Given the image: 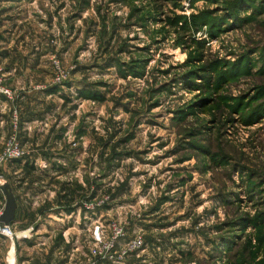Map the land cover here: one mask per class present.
<instances>
[{
	"label": "rangeland",
	"instance_id": "374dc122",
	"mask_svg": "<svg viewBox=\"0 0 264 264\" xmlns=\"http://www.w3.org/2000/svg\"><path fill=\"white\" fill-rule=\"evenodd\" d=\"M11 139L0 264H264V0H0Z\"/></svg>",
	"mask_w": 264,
	"mask_h": 264
},
{
	"label": "built area",
	"instance_id": "2783aa9c",
	"mask_svg": "<svg viewBox=\"0 0 264 264\" xmlns=\"http://www.w3.org/2000/svg\"><path fill=\"white\" fill-rule=\"evenodd\" d=\"M3 91V90H2ZM4 94H8V91L4 90ZM12 141L7 143L5 150L3 152V155L0 156V165L3 161L7 160H15L18 159L22 156V152L17 148V145L14 143L15 139H11ZM14 141V142H13ZM4 184L3 180L0 177V186ZM2 211H0L1 215ZM0 236L7 238L8 240L11 241V243H14V239H19L20 236L15 234L13 232V229L11 226H5L0 222ZM122 236L121 230L118 227H115L113 229V236L111 237V241L109 243H105L104 238L101 236L100 233L96 232V235L94 236V246L90 250V255L92 257V260H104L106 259L107 252L113 247L115 240L120 238ZM142 246V242L140 240H134L132 241L128 247L121 251V255H125L128 251L134 248H140ZM111 259V257H110ZM88 264H95V262H91V258L88 261ZM10 264V263H9ZM13 264V263H12Z\"/></svg>",
	"mask_w": 264,
	"mask_h": 264
},
{
	"label": "water",
	"instance_id": "95a60500",
	"mask_svg": "<svg viewBox=\"0 0 264 264\" xmlns=\"http://www.w3.org/2000/svg\"><path fill=\"white\" fill-rule=\"evenodd\" d=\"M6 193L5 205L0 215V222L5 226H9L11 222L14 220L15 210H16V202L14 197L12 196L8 187H3Z\"/></svg>",
	"mask_w": 264,
	"mask_h": 264
},
{
	"label": "trees",
	"instance_id": "16d2710c",
	"mask_svg": "<svg viewBox=\"0 0 264 264\" xmlns=\"http://www.w3.org/2000/svg\"><path fill=\"white\" fill-rule=\"evenodd\" d=\"M31 245V243H29V246Z\"/></svg>",
	"mask_w": 264,
	"mask_h": 264
},
{
	"label": "bare ground",
	"instance_id": "6f19581e",
	"mask_svg": "<svg viewBox=\"0 0 264 264\" xmlns=\"http://www.w3.org/2000/svg\"><path fill=\"white\" fill-rule=\"evenodd\" d=\"M18 236H20V235L18 234Z\"/></svg>",
	"mask_w": 264,
	"mask_h": 264
}]
</instances>
